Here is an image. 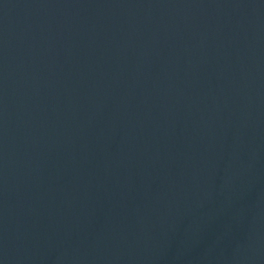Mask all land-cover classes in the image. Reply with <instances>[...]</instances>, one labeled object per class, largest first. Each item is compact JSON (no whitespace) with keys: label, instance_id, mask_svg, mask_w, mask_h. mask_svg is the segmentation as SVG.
Segmentation results:
<instances>
[{"label":"water","instance_id":"obj_1","mask_svg":"<svg viewBox=\"0 0 264 264\" xmlns=\"http://www.w3.org/2000/svg\"><path fill=\"white\" fill-rule=\"evenodd\" d=\"M0 264H264V0H0Z\"/></svg>","mask_w":264,"mask_h":264}]
</instances>
